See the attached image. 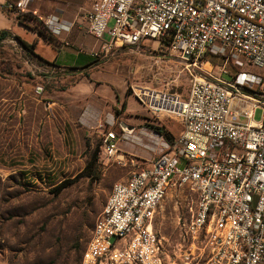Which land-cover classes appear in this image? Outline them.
I'll return each instance as SVG.
<instances>
[{"label": "built area", "instance_id": "obj_1", "mask_svg": "<svg viewBox=\"0 0 264 264\" xmlns=\"http://www.w3.org/2000/svg\"><path fill=\"white\" fill-rule=\"evenodd\" d=\"M33 1L3 11L16 18ZM79 17L88 35L108 37L94 63L151 39L189 76L184 95L130 87L150 118H172L181 131L147 167L112 184L80 264H174L152 221L166 192L182 186L196 198L180 233L184 264H264V0H93ZM42 24L51 32L71 26L49 17ZM206 57L220 60L215 73ZM127 137L104 131L99 154L122 163L117 143Z\"/></svg>", "mask_w": 264, "mask_h": 264}, {"label": "rangeland", "instance_id": "obj_2", "mask_svg": "<svg viewBox=\"0 0 264 264\" xmlns=\"http://www.w3.org/2000/svg\"><path fill=\"white\" fill-rule=\"evenodd\" d=\"M30 24L45 31L40 23ZM111 24L108 22V27ZM20 26L27 32L30 29L22 23ZM5 40L0 43V264H80L112 184L126 182L132 171L147 167L151 158H142L139 154L145 155L143 151L135 154L139 148L146 149L140 140L130 139V132L118 144L117 155L123 156V162L104 159L97 153L98 145L109 125L96 129L81 127L78 116L57 96H51L56 87L63 88L58 83L59 76L46 78L48 74L43 69L29 64L30 59L36 61L35 57L26 56L15 40ZM163 47L158 40L151 39L137 46L116 47L89 68L91 77L121 84L120 94L127 96H131V86L184 95L189 81L184 63L163 54L159 50ZM204 60L215 73L220 60ZM202 67L208 69L207 65ZM242 71L259 73L250 67ZM76 79L73 77L71 82ZM131 100L128 107L135 114L130 120L138 124L133 135L141 134L143 128L149 129L148 125L161 128L170 137L177 135L173 132L179 126L174 119L149 118L138 102ZM253 118L258 120V111ZM117 127L115 124L111 130L118 134ZM162 138L167 142V138ZM129 147L133 153L124 151ZM163 150L161 145L156 155ZM94 152L93 167L82 172ZM70 179L74 181L56 193L55 187ZM195 200L188 187H175L166 192L155 210L152 229L169 263H186L181 258L180 233L189 219L188 208L194 207ZM173 252L179 258L173 257ZM203 258L204 255L199 262Z\"/></svg>", "mask_w": 264, "mask_h": 264}, {"label": "crops", "instance_id": "obj_3", "mask_svg": "<svg viewBox=\"0 0 264 264\" xmlns=\"http://www.w3.org/2000/svg\"><path fill=\"white\" fill-rule=\"evenodd\" d=\"M15 1L0 0V31H7L25 43L33 44L32 54L41 61L37 62L29 58V64L34 63V69H43L44 73L48 74L45 76L46 78L52 77V75L59 76L58 83L63 88L56 87L58 89L52 91L51 96H57L58 101L65 104L67 109L72 110L78 116L77 122L83 128L96 129L109 125L107 129L109 130L116 124L119 134L123 132L119 128L120 123L131 127V136L128 133L126 134L130 136L131 140H140L141 145L149 151L148 153V151L139 148L135 154L143 151L145 155H139L144 159H153L157 156L158 148L161 145L164 146L165 142L161 136L154 134L153 131L147 128H143L141 134L133 135L138 124L130 120L135 114V110L130 109L128 104L134 98L123 93L120 94L121 84H114L105 78L91 77L92 73H90L89 68L95 64L93 63L92 54L100 50L102 43L108 41V39H106L107 41L103 40L104 37L96 40L77 26L83 24L82 19L79 17V11L88 10L93 0H36L30 3L26 15L31 16L42 25L44 32H47L52 38L53 43H48L36 36L35 31L31 30L34 25L30 24L32 22L24 24L29 26L28 32L27 30H21L20 23L16 18L3 11L5 3H14ZM46 17L64 26L71 23V26L68 29L61 27L51 32L42 24V20ZM7 43L12 45L9 41ZM73 77H77V79L71 82ZM143 111L145 112L144 109ZM135 117L137 116L135 115ZM176 123L178 124V122ZM178 126L179 129L173 132L177 135L170 137L169 140L179 136L181 126L179 124ZM119 143L120 141L117 143V148ZM124 151L133 153L131 147Z\"/></svg>", "mask_w": 264, "mask_h": 264}, {"label": "trees", "instance_id": "obj_4", "mask_svg": "<svg viewBox=\"0 0 264 264\" xmlns=\"http://www.w3.org/2000/svg\"><path fill=\"white\" fill-rule=\"evenodd\" d=\"M16 20L18 21V23H23V24H26V23H29V22H36L34 20V18H32L31 16L26 15V14L17 16L16 17ZM37 23H39V22H37ZM35 27H36V25L34 24L31 27V29H33L36 32V34H37L38 37H40L41 39H43L44 41H46L48 43H53L52 38L47 34V32H43V31H41L39 29H36ZM7 38H10V39L15 40L19 44V46L23 49V51H24V53H25L26 56L35 57L37 62H40L41 61L39 58H37L36 56H34L32 54L33 44H27V43L23 42L22 40H20L18 37L12 36L7 31H0V43L2 41H4L5 39H7ZM43 63H45V62H43ZM45 64L51 65L49 63H45ZM148 128L151 131H153L154 133L158 134L159 136H162V137L167 138V141L169 140L170 136H168V134H166L161 128H158V127H155V126H151V125H148ZM97 153H99V149H98V152ZM94 161H95V152L93 153L91 159H89V161L83 167V171L82 172H87L88 170H90L93 167V165H94ZM73 181H74V179H70V180H65V181L59 183L55 187L56 193H58L63 188H65L68 185H70Z\"/></svg>", "mask_w": 264, "mask_h": 264}, {"label": "water", "instance_id": "obj_5", "mask_svg": "<svg viewBox=\"0 0 264 264\" xmlns=\"http://www.w3.org/2000/svg\"><path fill=\"white\" fill-rule=\"evenodd\" d=\"M119 128H120V130H122L123 132H125V133H130L131 131H132V128L131 127H128V126H126L125 124H123V123H120L119 124ZM154 133V132H153ZM154 134H156V133H154ZM157 135V134H156Z\"/></svg>", "mask_w": 264, "mask_h": 264}]
</instances>
